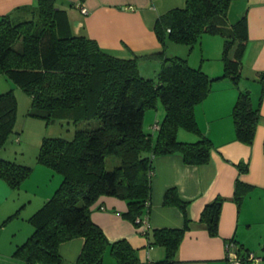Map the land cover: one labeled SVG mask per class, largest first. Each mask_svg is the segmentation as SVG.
Wrapping results in <instances>:
<instances>
[{
	"label": "trees",
	"instance_id": "obj_1",
	"mask_svg": "<svg viewBox=\"0 0 264 264\" xmlns=\"http://www.w3.org/2000/svg\"><path fill=\"white\" fill-rule=\"evenodd\" d=\"M232 0H185L184 6L159 16L153 32L161 49L123 58L101 49L95 40L72 35L65 12L55 0H37L29 17L15 20L0 16V74L6 76L30 97L28 115L47 124L58 119L79 124L96 121V126L77 129L72 140L44 138L36 163L61 176L53 195L28 218L32 234L17 246L12 257L23 264H62L61 243L83 239L76 264H141L137 250L127 240L109 242L91 220V206L103 196L123 200V218L141 232L137 219L150 210L154 158L179 154L185 165H205L210 161L211 141L200 132L194 110L206 99L215 81L226 79L238 87L246 47L245 19L228 21ZM204 35L223 39L222 74L207 76L186 59L168 57V43L191 50ZM142 61H156L155 77L139 73ZM264 91V72L256 74ZM260 101V100H259ZM160 103L164 116L156 136L143 129L147 110ZM17 101L12 90L0 94V149L15 132ZM236 141L250 146L259 123V108L253 107L250 92L239 91L231 110ZM182 129L198 136L195 142H180ZM264 148V143H262ZM119 161L111 170L105 160ZM240 173L247 164L236 165ZM32 173V168L0 159V179L15 191ZM250 189L236 181L233 201L241 204ZM223 199L218 197L200 213L199 223L210 236L218 233ZM163 206L177 208L183 218L178 229L143 232L149 246L165 249L163 260L153 264H175L176 253L191 219L190 201L175 188L163 195ZM18 211L5 220L16 218ZM237 244L234 239H230ZM238 245V244H237ZM241 248V246H240ZM243 250V249H242ZM244 252H251L243 250Z\"/></svg>",
	"mask_w": 264,
	"mask_h": 264
},
{
	"label": "crops",
	"instance_id": "obj_2",
	"mask_svg": "<svg viewBox=\"0 0 264 264\" xmlns=\"http://www.w3.org/2000/svg\"><path fill=\"white\" fill-rule=\"evenodd\" d=\"M36 2L37 0H0V16L10 14L15 20L27 19L29 10L36 6ZM184 3L185 0H55V7L65 12L72 35L95 40L106 52L129 58L133 54L159 51L161 45L153 32L156 19L171 9L183 7ZM27 8L29 10H26ZM81 8L87 13H82ZM232 13L236 18L235 22L242 17L245 19L247 42L242 58L241 76L243 71H246L245 79L247 82L252 79L254 83L256 74L264 72V0H232L227 14L228 21ZM171 45L173 44L166 45V55L178 57L168 53V49H175ZM208 56L204 61L201 60L197 67L210 78L220 76L216 73L217 68L214 70L209 62H205L211 59ZM147 65L154 68L153 72L157 76L160 64L156 61L140 62L139 73L141 74L142 68ZM258 85L259 98L256 95L254 98L246 85L241 87L238 84L236 87L226 79L215 81L206 99L195 107L198 128L213 146L209 163L199 166L185 165L179 154L154 158L146 231L141 229L140 232L132 222L123 218L122 214L127 210L123 200L103 196L91 206V220L101 228L109 242L127 240L131 247L137 250L141 264H153L163 260L165 249L158 245L149 246L143 232L182 227L183 218L180 211L162 204L164 192L175 188L183 199L190 201L191 219L189 230L186 231L176 253L175 264H226L224 244L230 239H234L241 249L250 251L247 232L254 222V215L264 214V91L261 93V86L259 83ZM244 90L250 92L252 105L258 106L260 113L254 140L250 146L236 141L231 117L238 92ZM161 120L154 121L153 125ZM178 135L179 132L177 139ZM183 138L188 141L182 142L188 143L198 140V136L193 134ZM239 163L247 164L245 173L239 172L236 166ZM38 169H41L43 175L50 174L46 168ZM33 173L34 169L31 175ZM237 180L250 187L239 206L233 201ZM59 181L61 183L60 178L55 179V186ZM54 188V184H50L43 190L36 205L32 204L31 199H13L14 191L0 179V226L9 223L12 219L6 223L5 220L18 211L17 217L13 218L17 224L8 226L10 233L7 234L6 245H9V250L24 243L32 234L27 220L50 198ZM218 197L223 199V203L218 233L212 237L199 223V216L203 208ZM82 246L81 238L61 243L58 253L62 264H76ZM13 252L0 253V256L13 259Z\"/></svg>",
	"mask_w": 264,
	"mask_h": 264
},
{
	"label": "rangeland",
	"instance_id": "obj_3",
	"mask_svg": "<svg viewBox=\"0 0 264 264\" xmlns=\"http://www.w3.org/2000/svg\"><path fill=\"white\" fill-rule=\"evenodd\" d=\"M229 21L230 23H235L236 18L233 13L230 15ZM209 40H213V42ZM171 46H173L172 48L175 49H168V53H172L173 55H177L180 58L186 59L188 61V64L192 67H197L199 62H201V60L204 61L205 57L209 55L208 57H210L211 59L205 62H209L213 66L214 70L215 68H217L218 72L216 73H219L220 75L222 74V37L204 35L201 37L199 43L196 44L191 50H189V47L185 45L173 44ZM147 64L155 63L147 62ZM153 69L154 68H152L151 65H147L146 67L142 68V72L140 75L145 78L155 79L156 74H154L155 72H153ZM245 76H247V72L243 71L241 79L239 81V85L241 87H244V85H246V88H250L252 96L254 97L256 95V97L259 98L260 93L258 94V92H260V87L258 83L256 81V83H253L252 79L247 82ZM10 90H12V92L14 93L17 101L14 129L16 133L11 134L4 146L0 149V159H5L15 162L19 165L31 167L32 170L34 169L33 175H31V173L29 177L21 183L19 189L14 191L13 199L17 200V198L19 197L23 201L31 199L32 204L36 203L37 205V202H39V196L43 192V190H46L47 187L50 186V184H54L55 188L52 191V196L60 183L59 181L57 186H55L57 182H55V179H61L60 175L36 163V155L41 141L44 138H62L64 140L70 141L72 140L74 132L77 129L88 128L90 127V124L92 126H96L97 123L96 121H83L79 124H74L71 121L58 119L54 123L47 124L42 119L30 117L28 115L31 107L30 97L6 76L0 74V94ZM163 116L164 110L160 103H157V109L147 110L145 112L143 120L144 131L150 134L154 133V135L156 136L157 131L153 130V122L156 120H161ZM178 132V141L180 142L188 141L184 140L183 137L192 135V133H189L185 130H179ZM118 164L119 161L116 158L108 157L105 160V169L111 170ZM38 168H46L49 170L50 174L43 175V172L40 171L41 169ZM254 217V222L247 232V240L250 245L249 249L255 257L264 258V214L258 215L256 213ZM25 223L26 221L24 222V226ZM9 224L15 225L17 223L16 221H14V219H12L9 223L4 224L3 227L0 226V253L3 254H5L7 251H14L16 249L15 247L12 248V250H9V245H6L7 234L10 233V227H8L10 226ZM31 229L33 231L32 226ZM0 264L23 263L18 259L0 256Z\"/></svg>",
	"mask_w": 264,
	"mask_h": 264
},
{
	"label": "built area",
	"instance_id": "obj_4",
	"mask_svg": "<svg viewBox=\"0 0 264 264\" xmlns=\"http://www.w3.org/2000/svg\"><path fill=\"white\" fill-rule=\"evenodd\" d=\"M81 12L87 13L84 8H81ZM157 129V124H154L153 130L157 131ZM136 223H139L144 231L148 228L147 217L137 219ZM224 251L226 264H264V258H257L252 252H244L239 245L229 240L224 244Z\"/></svg>",
	"mask_w": 264,
	"mask_h": 264
}]
</instances>
